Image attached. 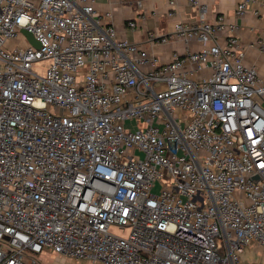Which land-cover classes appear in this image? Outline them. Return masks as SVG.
Wrapping results in <instances>:
<instances>
[{
    "label": "built area",
    "instance_id": "2783aa9c",
    "mask_svg": "<svg viewBox=\"0 0 264 264\" xmlns=\"http://www.w3.org/2000/svg\"><path fill=\"white\" fill-rule=\"evenodd\" d=\"M189 2L176 36L212 43L163 62L94 0H0V264H261L242 253L264 248V78Z\"/></svg>",
    "mask_w": 264,
    "mask_h": 264
},
{
    "label": "crops",
    "instance_id": "0c3cea01",
    "mask_svg": "<svg viewBox=\"0 0 264 264\" xmlns=\"http://www.w3.org/2000/svg\"><path fill=\"white\" fill-rule=\"evenodd\" d=\"M239 2L240 0H206V18L213 22L219 15H224L228 23L238 26L236 31L227 29L218 33L216 40L224 45L227 35L235 34L240 37L246 49V62L255 65L264 78V53L258 46L260 40L264 41V9L257 2L250 3L246 13L239 17L236 15ZM94 5L102 21L115 25L118 39L139 44L156 54L163 62L170 61L176 51L185 54L212 43L199 40L186 42L176 36L175 22L182 21L186 25L198 22V9L189 0H177V13L173 18L167 15L168 0H94ZM107 12H111L110 18L106 16ZM130 21H135L136 25L130 26ZM150 32L166 36L169 40L166 43H151L148 40ZM243 260L264 264V248L255 243L250 244L248 257Z\"/></svg>",
    "mask_w": 264,
    "mask_h": 264
},
{
    "label": "rangeland",
    "instance_id": "374dc122",
    "mask_svg": "<svg viewBox=\"0 0 264 264\" xmlns=\"http://www.w3.org/2000/svg\"><path fill=\"white\" fill-rule=\"evenodd\" d=\"M49 61L48 60H41L38 61L34 64V68L40 73L43 74L45 71V67L48 65ZM115 231L118 233H123V234H127L128 230H124V231H119L118 229H115ZM249 254V245L245 246L244 248V253L242 254L244 259H247ZM39 260H40V264H102L100 262L97 263H93L87 259H82V260H75L71 257L68 258H64L59 256L56 253H47V252H43L39 255ZM64 258V259H63Z\"/></svg>",
    "mask_w": 264,
    "mask_h": 264
},
{
    "label": "water",
    "instance_id": "95a60500",
    "mask_svg": "<svg viewBox=\"0 0 264 264\" xmlns=\"http://www.w3.org/2000/svg\"><path fill=\"white\" fill-rule=\"evenodd\" d=\"M23 33L30 39V41L34 44V46L40 47V43L35 39V37L31 32L23 29Z\"/></svg>",
    "mask_w": 264,
    "mask_h": 264
}]
</instances>
